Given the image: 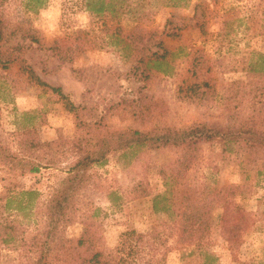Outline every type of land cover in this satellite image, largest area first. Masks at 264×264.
Wrapping results in <instances>:
<instances>
[{"label":"rangeland","instance_id":"rangeland-1","mask_svg":"<svg viewBox=\"0 0 264 264\" xmlns=\"http://www.w3.org/2000/svg\"><path fill=\"white\" fill-rule=\"evenodd\" d=\"M92 1L97 0H40L39 5L0 0L8 31L0 51V142L19 153L14 134L36 125L34 163L40 167L38 173L20 175L0 165L2 201L23 191L38 193L32 197L35 205L48 201L79 156V125L85 137L201 121L237 125L240 101H228L227 89L250 80L244 67L252 51L264 53V0H190L180 8L171 7V0H124L123 9L132 3L134 10L122 16H97L89 10ZM144 10L156 14L146 16L133 32ZM162 45L169 51L181 45L190 53L178 60L175 73H149V58L162 53ZM36 78L60 88L65 98L40 87ZM203 80L211 87H202L200 94L208 95L191 100L186 89ZM90 174L78 217L65 229L67 238L82 236L96 207L106 249L117 250L126 233L145 236V249L126 255L125 264H204L186 238L192 223L205 221L210 230L202 249L216 264H264V172L224 153L221 141L195 153L170 149L113 155ZM235 186L230 218L245 211L249 222L241 240L231 244L220 217ZM111 192L123 197L117 205L109 201ZM158 195L169 201L168 212H154ZM4 255L5 263L16 259Z\"/></svg>","mask_w":264,"mask_h":264},{"label":"trees","instance_id":"trees-1","mask_svg":"<svg viewBox=\"0 0 264 264\" xmlns=\"http://www.w3.org/2000/svg\"><path fill=\"white\" fill-rule=\"evenodd\" d=\"M33 1L38 5L41 4L40 0ZM171 2L170 6L174 8L190 5V0H171ZM124 4V0H97L91 2L89 10L97 16H104L107 12L115 16L130 14L134 10L132 3L127 5L126 10L122 7ZM117 6L119 7L115 10ZM155 14L151 10L148 12L144 10L138 17L133 32L138 31L137 26L140 27L145 23L146 16ZM4 27V20L0 17V51L8 36V31ZM198 27L203 28L201 25ZM201 31L203 32V29ZM33 40L38 42L37 38ZM161 49L162 53H155L153 59L149 58L152 64L149 66V73L158 70L166 74L175 73L174 68L175 65L178 66V60L182 61L190 56L181 45L174 51H169L163 45ZM244 70L250 80L234 82L227 89L228 101H240L237 107L236 126L201 121L182 128L163 125L145 131L135 130L133 133L116 130L98 137H85L80 133L79 125L77 131L79 156L62 180L60 187L48 201L41 205L33 204L32 197L38 196L36 191H23L17 196L7 197L4 201L0 199V264H125L126 255L130 257L143 251L146 247L143 242L145 236L134 231L122 236L118 249L114 252L106 249L101 210L96 207L85 220L86 229L80 238L69 239L65 236L67 225L78 217L84 193L89 190L92 183L93 175L90 171L95 167L107 165L113 155L127 157L130 153L138 151L153 152L170 149L195 153L203 145L221 141L224 144V153L242 157L250 170L257 173L264 172V53L252 51ZM253 77L257 79L256 82L252 81ZM35 80L40 87L48 88L53 94L65 98L60 88L51 87L38 78ZM234 86H239L241 89L236 91ZM202 87H207L209 90L210 81L203 80L201 84H189L186 89L189 98L204 100V96L208 93L203 91L200 94ZM244 99L246 101H243ZM68 107L70 111L75 108L70 102ZM24 116L29 117V114L26 113ZM35 126L30 124L25 130L14 134L18 139L19 153H13L7 144L0 142V165L8 166L11 171H18L20 175L39 172V165L34 163L38 152ZM230 189V197L223 202L225 207L220 220L223 236L229 243L237 244L249 221L247 213L240 210H237V216L230 218L231 199L237 193L239 186ZM108 198L113 205H117L123 199L115 192L109 193ZM153 210L156 213L170 210L165 195L153 198ZM32 224L33 228H31ZM196 225L198 227L194 229ZM209 230L208 222H194L190 225L186 240L197 246L204 264H216L217 259L202 249L201 243L209 236ZM4 252L15 254L16 259L5 263L4 259L8 255H4Z\"/></svg>","mask_w":264,"mask_h":264}]
</instances>
